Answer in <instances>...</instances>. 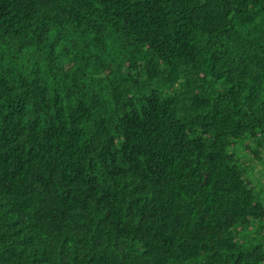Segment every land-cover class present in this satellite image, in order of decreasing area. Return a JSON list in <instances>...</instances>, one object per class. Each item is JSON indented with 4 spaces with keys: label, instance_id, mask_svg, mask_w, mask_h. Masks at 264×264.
Returning a JSON list of instances; mask_svg holds the SVG:
<instances>
[{
    "label": "trees",
    "instance_id": "1",
    "mask_svg": "<svg viewBox=\"0 0 264 264\" xmlns=\"http://www.w3.org/2000/svg\"><path fill=\"white\" fill-rule=\"evenodd\" d=\"M264 0H0V264H264Z\"/></svg>",
    "mask_w": 264,
    "mask_h": 264
},
{
    "label": "rangeland",
    "instance_id": "2",
    "mask_svg": "<svg viewBox=\"0 0 264 264\" xmlns=\"http://www.w3.org/2000/svg\"><path fill=\"white\" fill-rule=\"evenodd\" d=\"M256 147V144L248 140L242 147L237 145L236 149L231 148V151L235 155L236 162L245 167L246 173L244 175L247 174L246 178L250 185L254 186L255 189H259L261 184L264 187V148H259L258 157H255L251 149ZM262 233L264 234V231Z\"/></svg>",
    "mask_w": 264,
    "mask_h": 264
}]
</instances>
